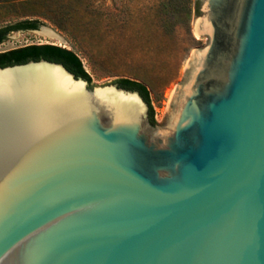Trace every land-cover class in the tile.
<instances>
[{
  "label": "water",
  "instance_id": "95a60500",
  "mask_svg": "<svg viewBox=\"0 0 264 264\" xmlns=\"http://www.w3.org/2000/svg\"><path fill=\"white\" fill-rule=\"evenodd\" d=\"M203 14L163 134L138 91L0 67V264H264V0Z\"/></svg>",
  "mask_w": 264,
  "mask_h": 264
},
{
  "label": "rangeland",
  "instance_id": "374dc122",
  "mask_svg": "<svg viewBox=\"0 0 264 264\" xmlns=\"http://www.w3.org/2000/svg\"><path fill=\"white\" fill-rule=\"evenodd\" d=\"M204 0H5L0 28L23 20L31 30L7 35L0 53L29 45H54L74 51L92 87L114 86L118 79L143 83L155 108L161 134L170 124L183 90L209 44L196 34ZM200 27L202 25L200 24ZM52 30L62 45L41 33ZM118 88H121L117 86Z\"/></svg>",
  "mask_w": 264,
  "mask_h": 264
},
{
  "label": "trees",
  "instance_id": "16d2710c",
  "mask_svg": "<svg viewBox=\"0 0 264 264\" xmlns=\"http://www.w3.org/2000/svg\"><path fill=\"white\" fill-rule=\"evenodd\" d=\"M5 0H0L3 2ZM35 21L23 20L16 24H11L0 28V45L6 40L7 35L11 32L23 29L36 28ZM47 60L54 63L62 64L77 78H82L91 83V78L85 70L83 63L79 56L72 50L62 48L54 45H29L7 52L0 53V67H8L13 65L25 64L29 61ZM119 87L131 91H138L150 108V121L155 125L154 111L150 103L149 92L146 86L136 80L118 79L114 82Z\"/></svg>",
  "mask_w": 264,
  "mask_h": 264
},
{
  "label": "bare ground",
  "instance_id": "6f19581e",
  "mask_svg": "<svg viewBox=\"0 0 264 264\" xmlns=\"http://www.w3.org/2000/svg\"><path fill=\"white\" fill-rule=\"evenodd\" d=\"M41 33L43 34V36L45 35L48 38H50L52 41L57 42V44L62 45L64 43V39L54 31H52L51 29L50 30L44 29ZM200 33L201 30H200V21H199L196 26V34L198 35Z\"/></svg>",
  "mask_w": 264,
  "mask_h": 264
},
{
  "label": "flooded vegetation",
  "instance_id": "af4514ba",
  "mask_svg": "<svg viewBox=\"0 0 264 264\" xmlns=\"http://www.w3.org/2000/svg\"><path fill=\"white\" fill-rule=\"evenodd\" d=\"M25 30H31V29H23L22 31H25ZM118 86V85H117ZM121 88H123V87H121ZM123 89H125V88H123ZM126 90H128V89H126ZM141 95V94H140ZM144 99V98H143ZM149 117H150V108H149Z\"/></svg>",
  "mask_w": 264,
  "mask_h": 264
}]
</instances>
